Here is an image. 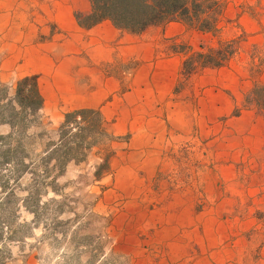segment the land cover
Returning <instances> with one entry per match:
<instances>
[{
    "label": "rangeland",
    "instance_id": "rangeland-1",
    "mask_svg": "<svg viewBox=\"0 0 264 264\" xmlns=\"http://www.w3.org/2000/svg\"><path fill=\"white\" fill-rule=\"evenodd\" d=\"M228 27L169 46L184 61L221 40L242 41ZM252 52L247 65L238 49L232 64L181 73L167 104L179 116L165 118V134L148 145L132 148V133L114 134L101 179L95 149L37 194L29 174L0 186V264H264V182L236 154L253 144L255 128L264 131V53ZM16 82H2L1 93L14 96ZM42 115L30 132L55 137L64 118ZM10 130L0 123V133Z\"/></svg>",
    "mask_w": 264,
    "mask_h": 264
},
{
    "label": "crops",
    "instance_id": "crops-1",
    "mask_svg": "<svg viewBox=\"0 0 264 264\" xmlns=\"http://www.w3.org/2000/svg\"><path fill=\"white\" fill-rule=\"evenodd\" d=\"M91 11V0H0V81L38 74L45 99L42 111L49 118L62 120L73 109H101L115 135L132 133V148L148 145L165 134V118L179 116L167 104L180 80L183 55L169 45L181 36L210 37V32L180 21L151 25L139 33L110 19L82 26L77 14ZM226 24L229 32L234 30L228 37L243 34L237 54L245 57L240 63L249 64L253 48L264 53V0H224L223 34ZM262 71L264 83V67ZM250 138L253 144H241L236 154L241 151V167L264 182V131L255 128Z\"/></svg>",
    "mask_w": 264,
    "mask_h": 264
},
{
    "label": "trees",
    "instance_id": "trees-1",
    "mask_svg": "<svg viewBox=\"0 0 264 264\" xmlns=\"http://www.w3.org/2000/svg\"><path fill=\"white\" fill-rule=\"evenodd\" d=\"M92 11L77 14L79 23L92 27L110 19L119 28L139 33L147 27L180 21L202 32L219 33L224 0H91ZM238 40H221L217 47L190 53L183 61L181 73L190 77L205 67L226 64L238 50ZM178 50L176 47L174 48ZM192 50V49H191ZM0 81V123L11 130L0 133V186L19 181L29 174L31 193L48 188L62 175L70 162H83L97 150L100 162L94 176L101 179L111 170L116 139L101 109L80 108L65 112L55 137L48 133L30 132L43 120L45 99L39 75L29 74L16 82L14 96L2 94ZM46 138V140H44Z\"/></svg>",
    "mask_w": 264,
    "mask_h": 264
}]
</instances>
